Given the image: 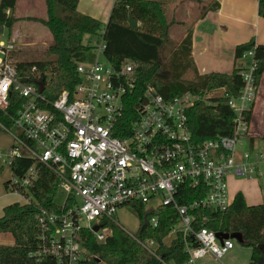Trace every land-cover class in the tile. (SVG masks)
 <instances>
[{
  "label": "built area",
  "instance_id": "2783aa9c",
  "mask_svg": "<svg viewBox=\"0 0 264 264\" xmlns=\"http://www.w3.org/2000/svg\"><path fill=\"white\" fill-rule=\"evenodd\" d=\"M104 35L105 29L98 36L99 43L93 45L95 60L78 64L80 83L73 94L65 91L55 101L40 92L37 83L41 78L25 80L18 76L13 60L15 41L7 34L0 35V111L21 102L13 127L0 123V130L13 141L7 153H0V161L10 168L13 159L30 158L59 180L61 212L44 213L40 220V255L59 264H80L85 251L79 236L84 230L92 232L99 243L112 234L109 224L128 233L117 220L118 213L143 205L150 211L175 210L178 224L172 235L180 232L195 243H186L189 259L185 264L207 257L221 261L234 250L236 241L221 242L218 234L207 228L195 230L190 211L227 210L233 202L230 177L262 179L264 149L237 153L242 137L249 134L245 115L257 97L255 48L243 56L239 97L227 103L236 115L234 136L198 144L188 127L187 111L197 102L218 106L220 98L228 96L225 90L166 99L148 86L138 104L139 118L128 128L123 122L125 99L136 89L133 73L137 65L126 60L120 68L113 67L105 58ZM37 178L33 166L21 178L12 175L8 190L28 203L22 192H27ZM185 185L200 190L204 197L181 205L177 196H185ZM150 224L157 228L159 216H153ZM95 226L101 227L97 233L93 232ZM128 234L154 254L153 241L142 243L135 233Z\"/></svg>",
  "mask_w": 264,
  "mask_h": 264
},
{
  "label": "trees",
  "instance_id": "16d2710c",
  "mask_svg": "<svg viewBox=\"0 0 264 264\" xmlns=\"http://www.w3.org/2000/svg\"><path fill=\"white\" fill-rule=\"evenodd\" d=\"M80 0H44L46 18H25L42 24L53 37V43L37 56L15 62L18 76L23 79L41 78L46 83L44 96L55 101L68 91L71 94L80 83L77 72L79 63L95 60L94 46L85 43L87 37H98L105 29V58L115 68H120L126 60L136 63L133 76L136 89L125 99L123 122L126 127L138 120V104L148 86L156 88L166 99L186 93L206 95L224 89L227 97H221L219 105L207 106L195 103L187 111L188 127L194 142L201 144L235 134L236 115L228 106L231 98H238L243 88L240 76L243 56L255 48L258 60L257 86L264 74V46H257L254 40L236 48L234 70L231 74L211 73L201 75L192 59V31H188L174 44L170 31L182 23L171 12L169 0H115L109 22L104 26L100 21L78 11ZM258 13L264 18V0H258ZM18 0H0V35L7 31L11 36L16 25L23 19L15 16ZM205 8L216 11L219 4L213 2ZM132 15L140 29L129 28ZM166 61L163 63L161 59ZM21 102L11 104L6 111H0V123L12 128ZM253 109L246 113L251 122ZM129 134V132H128ZM126 134V136L128 135ZM120 136V135H119ZM253 144V139L249 141ZM250 149H253L250 146ZM35 166L38 178L22 195L28 203H12L3 209L0 217V235L9 234L14 244L0 245V264H59L55 259L40 255L43 249L40 220L46 214H59V180L45 167L30 158L13 159L10 170L14 177L21 178ZM9 181L5 183L8 189ZM184 195H178L181 205H189L201 199L204 194L189 185L182 188ZM131 211L138 217L140 227L135 238L142 243H155L154 254L145 250L140 243L114 224L108 226L112 234L104 243H99L95 235L84 230L79 242L85 251L80 264H185L189 256L186 243L195 246L191 236L184 237L176 232L171 242H167L178 224V216L173 208H159L150 211L146 206H133ZM195 230L207 228L217 234H240L243 247L252 250L250 264H264V202L260 205L247 204L242 192L234 197L232 205L225 211L215 209L191 210ZM153 216H159V224H150ZM236 244H238L236 242Z\"/></svg>",
  "mask_w": 264,
  "mask_h": 264
},
{
  "label": "crops",
  "instance_id": "0c3cea01",
  "mask_svg": "<svg viewBox=\"0 0 264 264\" xmlns=\"http://www.w3.org/2000/svg\"><path fill=\"white\" fill-rule=\"evenodd\" d=\"M34 1L25 0L27 3H33ZM169 1L171 2V12L178 17V21L182 23L181 26H190L188 30L192 31V59L201 75L211 73L231 74L234 70L235 52L238 46L251 40H254L257 46H264V18L259 16L258 0ZM19 2L20 0H18L17 6ZM114 2L115 0H80L78 11L83 15L100 21L106 26L109 22ZM213 2L219 4V9L208 11L203 15L205 8L211 7ZM187 32L185 31V33ZM252 139L253 144L249 143ZM247 141L249 149L250 146H252L253 150L264 149V74L258 86ZM260 142L263 145H259ZM12 144V138L0 130V153H7ZM0 164L3 169L5 165L1 161ZM230 178L233 184L229 185V192L235 194L234 197L238 192H242L247 204L250 206L260 205L264 202L262 194L264 190V166L262 167V179L256 180L260 198L255 196L249 186L246 187V190L238 189L235 186L236 179ZM10 204L12 203L2 205V208L4 209ZM251 256V249L237 244L234 250L221 261L207 257L198 260L195 264H250Z\"/></svg>",
  "mask_w": 264,
  "mask_h": 264
},
{
  "label": "rangeland",
  "instance_id": "374dc122",
  "mask_svg": "<svg viewBox=\"0 0 264 264\" xmlns=\"http://www.w3.org/2000/svg\"><path fill=\"white\" fill-rule=\"evenodd\" d=\"M15 16L17 18L23 19V21L16 25L13 34L11 36L8 35L11 40L15 41L16 52L13 54V60L15 62L26 60L30 58V56H37L53 43V37L51 33L42 24L34 21H25V18L28 16L37 17L40 19L46 18V5L44 0H35L33 3H27L25 0H20L19 5L15 10ZM189 27L190 26L182 27L181 25H177L170 31L169 36L174 44L179 42V38L184 36L185 31H189ZM4 34H8L7 31H5ZM85 43L90 45H95L96 43L98 44L99 38L87 37L85 39ZM161 61L164 63L166 60L162 58ZM241 141L243 142V145L237 148L238 154H243L248 149L247 137H242ZM259 145H263V143L260 142ZM23 154L26 155L24 152ZM10 179V168L5 166L2 169L0 164V215H3L2 205L17 202L22 203V200L19 197L12 195L10 191L6 189L5 183L10 181ZM230 179L231 178L228 179V183L229 185H232L233 183L230 181ZM235 184V186L240 190H246V187L249 186L253 193H255V196L260 198V194H258V182L256 180L246 181L244 179H236ZM229 195L230 200L232 201L235 194L229 192ZM61 198L62 197H58V203L61 202ZM117 220L128 233L134 234L140 227V221L138 217L132 211L127 209L118 213ZM173 238L174 235H171L167 242H171ZM13 244L14 240L9 234H3L0 236V245L12 246Z\"/></svg>",
  "mask_w": 264,
  "mask_h": 264
},
{
  "label": "water",
  "instance_id": "95a60500",
  "mask_svg": "<svg viewBox=\"0 0 264 264\" xmlns=\"http://www.w3.org/2000/svg\"><path fill=\"white\" fill-rule=\"evenodd\" d=\"M128 25H129V28L132 30H139L140 29L138 22L135 21V19L133 18L132 15L129 16ZM37 85L39 86L40 92L43 93L44 89H45L44 81L42 80V81L38 82ZM100 229H101V227L95 226L93 228V232L97 233ZM218 238L221 242L223 240L232 239V240H235L238 244L243 243V238L240 234H233V235L218 234Z\"/></svg>",
  "mask_w": 264,
  "mask_h": 264
}]
</instances>
